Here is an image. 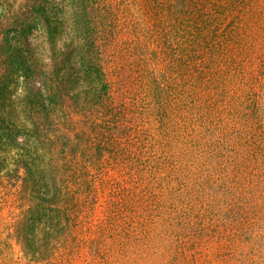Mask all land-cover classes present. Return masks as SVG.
Returning a JSON list of instances; mask_svg holds the SVG:
<instances>
[{"label":"trees","instance_id":"1","mask_svg":"<svg viewBox=\"0 0 264 264\" xmlns=\"http://www.w3.org/2000/svg\"><path fill=\"white\" fill-rule=\"evenodd\" d=\"M6 182L26 264H264V0H0Z\"/></svg>","mask_w":264,"mask_h":264},{"label":"rangeland","instance_id":"2","mask_svg":"<svg viewBox=\"0 0 264 264\" xmlns=\"http://www.w3.org/2000/svg\"><path fill=\"white\" fill-rule=\"evenodd\" d=\"M13 183L6 182L4 188H0V239L7 240V249H0V264H26L20 246L8 235L9 225L15 218L20 196L14 191Z\"/></svg>","mask_w":264,"mask_h":264}]
</instances>
